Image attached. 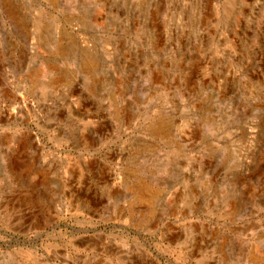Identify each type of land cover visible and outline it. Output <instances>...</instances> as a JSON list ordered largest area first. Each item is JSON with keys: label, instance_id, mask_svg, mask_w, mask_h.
<instances>
[{"label": "rangeland", "instance_id": "374dc122", "mask_svg": "<svg viewBox=\"0 0 264 264\" xmlns=\"http://www.w3.org/2000/svg\"><path fill=\"white\" fill-rule=\"evenodd\" d=\"M0 264H264V0H0Z\"/></svg>", "mask_w": 264, "mask_h": 264}]
</instances>
